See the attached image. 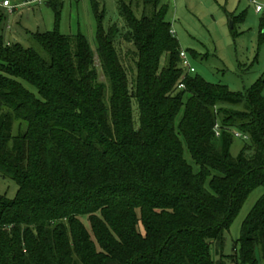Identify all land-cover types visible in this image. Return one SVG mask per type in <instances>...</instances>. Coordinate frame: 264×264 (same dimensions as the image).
<instances>
[{"label": "trees", "instance_id": "obj_1", "mask_svg": "<svg viewBox=\"0 0 264 264\" xmlns=\"http://www.w3.org/2000/svg\"><path fill=\"white\" fill-rule=\"evenodd\" d=\"M91 1L96 52L59 31L64 0L47 2L56 28L33 33L37 47L6 39L20 7H0V172L19 187L0 195V264H264V194L223 253L264 186V76L233 92L185 70L163 0H116L124 29ZM236 131L250 143L234 157Z\"/></svg>", "mask_w": 264, "mask_h": 264}, {"label": "rangeland", "instance_id": "obj_2", "mask_svg": "<svg viewBox=\"0 0 264 264\" xmlns=\"http://www.w3.org/2000/svg\"><path fill=\"white\" fill-rule=\"evenodd\" d=\"M10 1L13 5L27 2V0ZM48 1L41 0V3L27 4L12 15L5 13L1 26L6 39L10 42H20L27 47L36 46L32 39L33 33L55 30L56 16L54 10L48 6ZM163 1L169 6L167 20L175 31L181 50L187 53L195 68L194 75H200L212 83L227 85L233 92H243L251 88L264 76V40L261 39L262 27L264 36V11L257 13L252 0ZM257 1L264 5V0ZM99 2L100 9L105 11V27L117 23L121 29H124L125 23L120 16L117 1L99 0ZM138 7L142 8L141 5ZM3 12L0 9V16ZM141 12L138 10L137 15L140 16ZM228 13L242 18V21L236 23L235 29L231 26ZM8 26L10 29L7 28ZM58 28L62 34L82 33L87 37L91 49L94 52L97 51V19L91 0H64ZM121 46L122 48L129 47L124 41ZM193 53L196 55L194 56ZM126 59L128 65H133L129 54H126ZM164 61L165 57L162 58L163 64ZM96 65L100 80L107 82L97 55ZM134 76L135 71H131V78ZM25 85L37 93L34 86L27 82ZM134 109L137 114L136 106ZM221 142L220 135L214 139L217 147H220ZM249 143L244 134L239 136L235 134L231 154L234 157L238 156ZM184 156L188 163L197 170L198 166L193 161L186 144H184ZM18 189L16 181L5 177L0 172V195L15 199ZM263 194L264 186L254 189L231 227L225 232L223 247L225 255L236 253L234 245L241 236L243 223ZM82 220L89 227L87 217ZM139 229L143 231L141 222ZM226 259L228 264H233L236 260L231 255Z\"/></svg>", "mask_w": 264, "mask_h": 264}, {"label": "built area", "instance_id": "obj_3", "mask_svg": "<svg viewBox=\"0 0 264 264\" xmlns=\"http://www.w3.org/2000/svg\"><path fill=\"white\" fill-rule=\"evenodd\" d=\"M252 2L255 4V10L257 13H261L264 11V5L258 3L257 0H252ZM33 3H41V0H29V2L24 3V4H20V5H13L10 0H2V1H0V7L6 8L9 12L12 13L21 6H24L26 4H33ZM172 32L175 33V31H172ZM180 57L182 59V65H183L184 69L190 73L195 72V68L192 66V63H191V61H190V59H189V57L185 51H181ZM180 87L182 88V87H184V85H181ZM216 128H218V126ZM216 134H217V136L220 135L219 129H218ZM235 134L239 136L241 133L237 132Z\"/></svg>", "mask_w": 264, "mask_h": 264}, {"label": "water", "instance_id": "obj_4", "mask_svg": "<svg viewBox=\"0 0 264 264\" xmlns=\"http://www.w3.org/2000/svg\"><path fill=\"white\" fill-rule=\"evenodd\" d=\"M231 26H233V22H232V20H231Z\"/></svg>", "mask_w": 264, "mask_h": 264}]
</instances>
